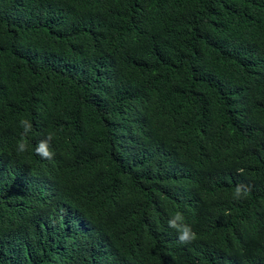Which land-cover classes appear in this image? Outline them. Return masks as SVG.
I'll use <instances>...</instances> for the list:
<instances>
[{
  "label": "trees",
  "instance_id": "trees-1",
  "mask_svg": "<svg viewBox=\"0 0 264 264\" xmlns=\"http://www.w3.org/2000/svg\"><path fill=\"white\" fill-rule=\"evenodd\" d=\"M0 166V264H264V0H0Z\"/></svg>",
  "mask_w": 264,
  "mask_h": 264
},
{
  "label": "clouds",
  "instance_id": "clouds-1",
  "mask_svg": "<svg viewBox=\"0 0 264 264\" xmlns=\"http://www.w3.org/2000/svg\"><path fill=\"white\" fill-rule=\"evenodd\" d=\"M21 126L24 128V134L31 132L32 124L30 121L26 119L21 120ZM53 140V136L51 134H47L43 139L36 145L35 152L37 155L41 156L45 159H52L55 155L54 151L50 148V141ZM27 150V143L22 139L18 142V151L24 152ZM3 167L0 166V178L2 173ZM1 183V182H0ZM247 191H249L248 186L243 184H238L235 188L234 195L236 198H240L242 195H246ZM241 193H243L241 195ZM183 215L181 213H176V215L168 221V225L170 228L176 229L179 233L177 241L181 242V244H185L191 242L196 238V233L191 229V227L184 225L182 223Z\"/></svg>",
  "mask_w": 264,
  "mask_h": 264
}]
</instances>
